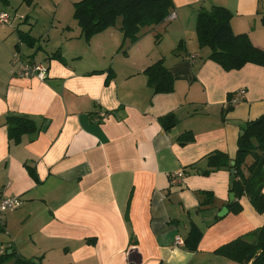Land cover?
Returning a JSON list of instances; mask_svg holds the SVG:
<instances>
[{"label":"crops","instance_id":"0c3cea01","mask_svg":"<svg viewBox=\"0 0 264 264\" xmlns=\"http://www.w3.org/2000/svg\"><path fill=\"white\" fill-rule=\"evenodd\" d=\"M76 1L0 0L12 19L0 23V193L24 199L0 221L1 253L44 264H251L216 250L264 225V212L247 196L231 211L232 170H205L216 151L234 164L243 127L264 114V63L225 69L196 26L200 9L225 6L233 31L264 50V0H173L177 17L144 28L135 42L124 41L121 19L85 40ZM69 9L73 20L64 21ZM39 23L51 26L42 37ZM15 52L43 61L48 77L17 76ZM159 59L174 77L170 92L155 93L144 73ZM240 89L244 98L227 110ZM169 113L177 122L167 129L161 117ZM9 115L37 128L16 141ZM185 132L193 138L183 144ZM180 170L185 177L173 183ZM204 192L212 204L201 205ZM192 229L201 233L196 250L175 244Z\"/></svg>","mask_w":264,"mask_h":264},{"label":"trees","instance_id":"16d2710c","mask_svg":"<svg viewBox=\"0 0 264 264\" xmlns=\"http://www.w3.org/2000/svg\"><path fill=\"white\" fill-rule=\"evenodd\" d=\"M174 7L173 0H79L74 3L73 17L81 28L85 40L105 29L117 25L121 19L120 30L124 41L135 42L144 32V28L154 26L165 21ZM233 13L222 5H214L210 9H200L197 16V36L200 45L209 46L210 58L219 62L225 69H239L246 63H264V50L258 48L246 33L236 34L231 26ZM264 22V14L262 16ZM25 41L34 44L29 34H21ZM124 44V43H123ZM144 73L148 77V84L154 92H170L173 90L174 77L165 66L164 60L159 59L146 68ZM232 105L227 106L230 110ZM167 129L177 122L174 113L161 117ZM9 136L18 141L27 132L37 128L35 121L25 115H9L6 121ZM244 134L238 138V148L231 164L229 156L221 151L208 156L209 173L213 170L227 168L234 169L235 181L231 192L235 199L228 204L235 213L242 210L240 198L247 196L255 209L264 212V114L256 120H250L243 127ZM191 132H185L179 139L183 144L191 141ZM252 157L250 164L247 158ZM207 194L201 205L214 202L212 192ZM201 233L192 229L185 241V246L194 251L198 247ZM87 242L93 244L95 239ZM216 252L239 263L264 264V225L258 229L240 236L221 245ZM13 259V264H44L40 259L27 258L17 255L15 250H8L0 254V264Z\"/></svg>","mask_w":264,"mask_h":264},{"label":"built area","instance_id":"2783aa9c","mask_svg":"<svg viewBox=\"0 0 264 264\" xmlns=\"http://www.w3.org/2000/svg\"><path fill=\"white\" fill-rule=\"evenodd\" d=\"M177 17V14L174 10H172L166 19L172 20ZM11 16L7 12H1L0 13V23L1 24H11ZM197 57V54H192L189 56V59L194 61ZM12 64L15 68V73L19 77H36L40 80H44L48 77L49 68L43 61L38 60H32L27 59L24 60L22 55L18 52H15L12 57ZM245 96V90L240 89L236 91L232 97L229 100V105H234L241 101ZM99 116L101 118H104L107 116V113L105 111H101L99 113ZM172 176V182L177 183L181 179L185 177V172L183 170L173 172L171 174ZM24 203V199L21 196L18 195H9L5 193H0V221L3 217V215L7 212L14 211L18 208H20ZM175 244L177 245H185V240L180 236H176L175 238Z\"/></svg>","mask_w":264,"mask_h":264},{"label":"rangeland","instance_id":"374dc122","mask_svg":"<svg viewBox=\"0 0 264 264\" xmlns=\"http://www.w3.org/2000/svg\"><path fill=\"white\" fill-rule=\"evenodd\" d=\"M9 11H11L10 10V8H7ZM63 12L64 13H66V7L65 6H63ZM68 12V14L66 15V17H64L65 18V20L64 21H67V20H73V17H72V15H71V13H70V9H69V11H67ZM50 27L51 26H49V24H43V23H39L37 26H36V30L40 33L39 35H41V37H42V35L44 36L45 34H46V31L48 30V29H50ZM47 42V41H46ZM41 43L43 44V39H42V41H41ZM44 46H46V43H44L43 44ZM50 47L51 46H49L48 48H47V50L49 51V49H50ZM0 236L2 237V235L0 234ZM5 264H13V260H10V261H8V262H6Z\"/></svg>","mask_w":264,"mask_h":264},{"label":"water","instance_id":"95a60500","mask_svg":"<svg viewBox=\"0 0 264 264\" xmlns=\"http://www.w3.org/2000/svg\"><path fill=\"white\" fill-rule=\"evenodd\" d=\"M241 134H244V130L241 132ZM235 181V175H234V169H232V175H231V187L234 185ZM230 202H232L235 199V194L233 192L230 193ZM228 211L227 207H223L222 210L219 212V216H223ZM2 248L0 247V254H1ZM12 251L9 250L8 253H11Z\"/></svg>","mask_w":264,"mask_h":264}]
</instances>
